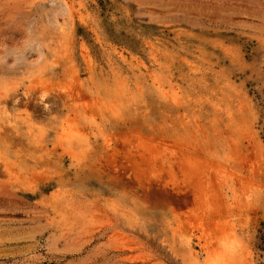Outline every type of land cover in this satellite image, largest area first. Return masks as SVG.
I'll list each match as a JSON object with an SVG mask.
<instances>
[{
	"label": "rangeland",
	"instance_id": "obj_1",
	"mask_svg": "<svg viewBox=\"0 0 264 264\" xmlns=\"http://www.w3.org/2000/svg\"><path fill=\"white\" fill-rule=\"evenodd\" d=\"M219 261L264 264V0H0V264Z\"/></svg>",
	"mask_w": 264,
	"mask_h": 264
},
{
	"label": "bare ground",
	"instance_id": "obj_2",
	"mask_svg": "<svg viewBox=\"0 0 264 264\" xmlns=\"http://www.w3.org/2000/svg\"><path fill=\"white\" fill-rule=\"evenodd\" d=\"M32 85V84H31ZM36 85V84H35ZM70 86V85H69ZM36 87V86H35ZM61 87V86H60ZM59 87V88H60ZM32 88H34V87H32V86H30L29 88L27 87V89L26 90H28V93H29V89H32ZM37 89H38V94L40 95V97H44L46 94H47V92L49 91L48 90V88L46 87V86H44V85H38L37 87H36ZM26 90H24V91H26ZM36 90V89H35ZM31 91V90H30ZM65 91V90H64ZM25 94V93H24ZM24 94H23V96H24ZM37 94V95H38ZM47 96L48 95H46V98H47ZM28 97V96H27ZM30 97H31V95H30ZM17 98V97H16ZM15 98V99H16ZM26 98V97H25ZM30 99V98H29ZM17 100H18V98H17ZM13 101V100H12ZM15 101V100H14ZM41 101V100H40ZM46 101V100H45ZM35 102H36V100H35ZM15 103H16V101H15ZM27 103V102H26ZM38 104H39V102H37ZM46 104V103H45ZM39 106V105H38ZM25 110V109H24ZM4 112V111H3ZM22 112H23V110H22ZM17 117V116H16ZM22 118V117H21ZM20 119V118H19ZM23 119V118H22ZM9 121V120H8ZM27 123V122H26ZM67 125V124H66ZM41 126V125H40ZM72 126V125H71ZM43 127H45V126H43ZM67 128V127H66ZM156 139V138H155ZM67 141H70V138H68L67 139ZM160 141V140H159ZM164 143V142H163ZM149 144V143H148ZM160 145V144H159ZM165 145V144H164ZM175 151V150H174ZM179 152V151H178ZM180 153V152H179ZM177 154V153H176ZM155 156V155H154ZM249 156V155H248ZM250 159H252V158H250ZM186 162V161H185ZM186 165V164H185ZM191 166V165H190ZM195 166V165H194ZM184 168H186V167H184ZM182 169V170H186V169ZM191 168V167H190ZM186 173V172H185ZM216 213V212H215ZM215 222V221H214ZM216 224V223H215ZM218 224V223H217ZM215 226V225H214ZM231 237V236H230ZM232 237H234V236H232ZM236 239V238H235ZM234 240V239H233ZM233 242V241H232ZM235 243H237V241H234ZM231 243V242H230ZM233 244V243H232ZM231 244V245H232ZM233 247V246H232ZM221 249V248H220ZM220 249L218 250V251H220ZM231 250V249H230ZM222 251V250H221ZM226 252V251H225ZM231 252V251H230ZM215 254H216V252H215ZM222 254V253H221ZM227 254V253H226ZM221 256V255H220ZM223 256V255H222ZM217 257V256H216ZM227 257L229 258V255H227ZM224 258V257H223ZM227 258V259H228ZM214 259V258H213ZM220 260V259H219ZM222 260H224V259H222ZM227 261V260H226ZM211 262V261H210ZM218 263V262H217ZM212 264V263H211ZM214 264H216L215 262H214ZM219 264H220V261H219Z\"/></svg>",
	"mask_w": 264,
	"mask_h": 264
}]
</instances>
